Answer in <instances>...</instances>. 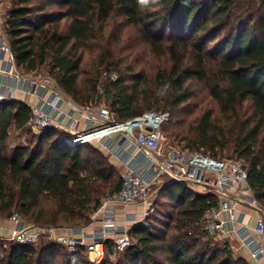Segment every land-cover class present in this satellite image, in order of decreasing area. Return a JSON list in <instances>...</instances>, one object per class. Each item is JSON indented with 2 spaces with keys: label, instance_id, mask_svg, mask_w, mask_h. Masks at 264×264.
Listing matches in <instances>:
<instances>
[{
  "label": "trees",
  "instance_id": "obj_1",
  "mask_svg": "<svg viewBox=\"0 0 264 264\" xmlns=\"http://www.w3.org/2000/svg\"><path fill=\"white\" fill-rule=\"evenodd\" d=\"M55 5L66 9L53 10ZM113 16L124 17L151 51L166 53L170 58L173 108L188 98L183 84L194 77L212 85L210 95L225 113L232 114L236 104L250 101L256 126L250 125V119L241 124L234 152L236 158L247 160L249 185L264 206V144L258 141L264 119V0H18L7 11L3 30L18 68L35 72L48 66L61 90L85 105L92 104L99 72L95 69L94 77L79 79L82 56L77 51L80 43L102 31ZM63 19L66 22L61 25ZM183 49H187V55L181 53ZM101 57L98 66L105 67L104 73L119 71L106 86L101 84L114 117L123 121L151 109L150 95L141 96L138 90L144 82L142 77L132 74L131 66H125L136 80L129 85L114 52L108 50ZM160 77L163 85L169 79ZM96 100L101 102V95ZM29 117L30 108L25 102H0V216L17 208L15 213L22 217L24 213L44 227L61 230L88 225L111 180L102 151L90 144H72L65 134L51 139L47 152L42 154V140L49 139L54 131L48 128L37 134L32 148L18 145L9 152L11 129H23ZM211 122V114L205 113L197 139L189 140L187 145L193 148L190 151L220 157L219 151L227 144L211 136ZM163 131L169 135L164 126ZM82 150L86 151L83 155ZM175 184H180L179 189ZM119 187L120 183L113 192ZM163 187L171 196L178 193L183 201L171 227L175 232L165 240V236L142 226L132 227L129 234L136 243L127 247L123 259L115 264H249L244 257H233L230 251L221 253L211 245L204 215L216 205L213 194L185 195L186 186L173 180ZM106 247L112 250L110 240ZM63 248L50 239H42L37 248L9 242L4 249L1 244L0 264H88L82 246L72 254ZM101 264L113 263L104 259Z\"/></svg>",
  "mask_w": 264,
  "mask_h": 264
},
{
  "label": "built area",
  "instance_id": "obj_2",
  "mask_svg": "<svg viewBox=\"0 0 264 264\" xmlns=\"http://www.w3.org/2000/svg\"><path fill=\"white\" fill-rule=\"evenodd\" d=\"M0 51L9 52L14 59L4 31L0 36ZM107 75L112 80L116 78L114 72ZM16 79L12 96L9 92L0 93V102L13 99L16 91L34 94L37 101L26 103L30 108L27 128L36 134L48 128L62 129L72 144L93 145L114 158L123 168L119 190L100 204L89 223L100 227L90 234L89 242H86L85 226L74 229V233L70 234L56 233L54 227L26 222L19 213L10 217L14 225L6 238L10 242L34 245L42 235H47L70 254L82 246L88 264H101L108 251V240L114 250L121 251L130 246L127 230L128 226L137 222V218L126 208L135 204L145 205L154 185L173 180L212 191L216 205L204 215V229L210 238L236 236L248 249L251 258L264 259V206L255 198L249 185L248 164L244 160L233 156L215 157L173 146L163 131L169 120L168 112L147 111L118 121L103 103L81 105L75 102L61 90L51 75L16 71ZM240 205L256 210L253 225L240 219L237 213ZM115 206L125 210L120 219L116 216ZM145 209L144 217L147 211L152 210L149 206Z\"/></svg>",
  "mask_w": 264,
  "mask_h": 264
},
{
  "label": "rangeland",
  "instance_id": "obj_3",
  "mask_svg": "<svg viewBox=\"0 0 264 264\" xmlns=\"http://www.w3.org/2000/svg\"><path fill=\"white\" fill-rule=\"evenodd\" d=\"M2 2V11L4 14L3 16L5 17L7 11L17 5L18 0H3ZM34 2L36 3L37 0H34ZM52 9L64 11L66 8L60 5H55L52 7ZM65 22L66 19L61 20V25H63ZM46 29L47 26L42 29V33L45 32ZM80 44L81 47L77 51V53L82 56L80 64L81 75L79 79H86L88 76L94 77V75L97 74L96 70L99 72L97 75V91L92 95L93 100L91 99L92 105H100L102 103L106 106L109 105L110 100L103 95L101 84L106 86L112 79L106 73H104L105 67L98 66V64L101 62V56L104 55L106 51L111 50L115 54V61L116 63L118 62L117 66L119 70L123 75L127 76V84L133 85L136 83V80L132 79V75L126 72L125 66H131L133 68L131 73L135 74V76L140 75L142 77L144 82L139 85L138 90L141 96L150 95L151 99H148V102H150V106L152 107L145 112L163 110L164 112H168L169 120L164 125V127L168 131L169 135L165 132L164 133L170 139L173 146H179L181 148L184 147V149L187 150H193V148L189 147L187 144L189 140L197 139L200 119L205 113L209 112L212 116V129L210 131L211 136H213L217 141L227 144V147L223 151H219L218 155L220 157H238L237 153L234 152V145H236L239 141V136L241 134V124L245 120L250 119V125L256 126L257 118L253 115L250 101H243L242 103L239 102L236 104L235 110L232 111V114L225 113L223 111V107L210 95V88L212 85H210L206 80H200L194 77L185 80L183 84L185 95L187 96L188 94V98L186 97V99L182 101L178 107L173 108V95L175 93L170 81V69L172 67L170 58L168 59L166 53L157 54L151 51L150 46L140 39L136 29L124 22V17L113 16L111 20L108 21L106 26H104L102 31H96L93 37ZM208 46H211V44ZM185 51L183 49L181 50V53H186L187 55V49ZM185 62L187 64V59ZM191 68L193 69L194 67L192 66ZM17 71L21 74L33 73L26 72L22 68L18 67ZM36 72L50 75L49 68L46 65L38 68ZM115 74L118 76L119 71H117ZM160 76L169 78L166 79V83L164 85L162 83L163 81L159 82L158 80ZM100 95L101 102H97L96 97ZM53 129L54 131L51 132V137L49 139L45 138L42 140V154L47 152V148L51 139L65 137V134L67 135V133L62 129ZM37 136L38 135L35 132L27 127H24L20 130L11 129L9 139L7 140L8 151L10 152L12 148L18 145L32 148L38 140ZM263 136L264 119L258 135V141L260 144H264V140L262 139ZM89 147L90 145L88 148ZM81 153L83 155L86 153V151L82 150ZM102 155L106 159V171L108 175H110L111 180L108 183V187L103 189V194L100 197V204H102L103 201L113 193L114 188L118 183L121 185V171L123 168L114 158H111L104 152H102ZM244 161L247 163V160ZM182 183L186 186L185 195L188 194L189 196H192L198 193L212 194V191L208 188L204 189L196 184H188L186 182ZM174 187L179 189L180 184H175ZM177 195L178 193H175L173 196H171V192L164 189L162 184H157L154 185L150 190L147 198L148 200L145 205L135 204L126 208L127 212L134 213L137 218V222L131 226H128L127 234L130 241V246L136 243L134 237L130 236L129 234V230L134 226H142L157 236H165V240H168V235L175 232L171 227L173 226L177 209L181 205V202H183L181 199H178L179 197H177ZM43 204L44 202H41L42 206ZM186 204H188V201L184 202V205ZM46 206L47 203L45 207ZM147 206H149V208L152 210L147 211V215L144 217L142 214L146 210L145 208ZM97 209L94 213H92L91 219L97 213ZM17 211H19V209L13 208L7 215L0 216V220L8 225L10 223L11 215ZM123 211L125 210L122 208L121 215L117 216L118 219L122 217ZM22 218L26 222L33 223V221L29 220L28 216H26L24 213ZM7 237V231L0 232V245L2 244V248L4 249L8 247L10 242L8 239H6ZM42 239H50V237L47 235H42L38 242L33 245V247L37 248ZM209 239L211 241V245L214 246L215 249L220 250L221 253L224 251H230L233 257L240 256L238 251L235 252V250H233L232 246H235V244L229 237L221 238L217 236ZM154 243L158 244L156 241H154ZM224 245H226V248H224ZM126 248L121 251L114 250L113 248L112 250L109 249L107 251L105 260L115 264L118 260L123 259ZM57 258L58 261L61 259V257Z\"/></svg>",
  "mask_w": 264,
  "mask_h": 264
},
{
  "label": "crops",
  "instance_id": "obj_4",
  "mask_svg": "<svg viewBox=\"0 0 264 264\" xmlns=\"http://www.w3.org/2000/svg\"><path fill=\"white\" fill-rule=\"evenodd\" d=\"M3 19L4 16L2 17V21ZM3 31H4L3 27L2 28L0 27V36L2 35ZM16 71H17V66L15 64L14 59L13 60L11 59L9 52L0 51V93L9 92V96L10 95L12 96L13 87L17 84ZM13 99L23 101L25 103H35L37 101L36 96L34 94H26L23 91H16L14 93ZM115 208H116V216H120L122 213L121 206H115ZM237 210L240 219H243L244 223H249L250 225H253L257 217L256 210L245 205L238 206ZM10 223L7 225L6 223L0 220V232L1 231L8 232L9 230H11L14 227V225ZM99 228H100L99 226H93L89 224L84 227V232L88 236L86 242H89L91 240V237H89L90 234L94 233V231L98 230ZM74 229L75 228H63L61 230L57 229L56 233L60 232V233L70 234V233H74ZM229 238L235 244V246L231 245L233 247V250H235V252L238 251L240 256L244 257L249 264H264V259L255 260L251 258L248 249L242 245L241 241L236 236L230 235Z\"/></svg>",
  "mask_w": 264,
  "mask_h": 264
},
{
  "label": "water",
  "instance_id": "obj_5",
  "mask_svg": "<svg viewBox=\"0 0 264 264\" xmlns=\"http://www.w3.org/2000/svg\"><path fill=\"white\" fill-rule=\"evenodd\" d=\"M231 156H228V158H230Z\"/></svg>",
  "mask_w": 264,
  "mask_h": 264
}]
</instances>
